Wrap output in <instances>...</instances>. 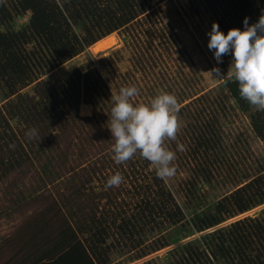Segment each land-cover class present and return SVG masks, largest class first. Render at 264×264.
I'll list each match as a JSON object with an SVG mask.
<instances>
[{"label": "rangeland", "instance_id": "1", "mask_svg": "<svg viewBox=\"0 0 264 264\" xmlns=\"http://www.w3.org/2000/svg\"><path fill=\"white\" fill-rule=\"evenodd\" d=\"M151 4L145 24L139 26L135 21V24L110 33L117 39L111 47L96 50L98 40L40 76V80L64 83L80 69L89 75L88 82L96 75H100L102 81L97 88L88 91L82 82L77 113L74 105L63 112L61 126L68 119L69 127L59 132L60 144L55 149L49 150L46 145L45 151H41L37 148L40 143L35 141L27 147L31 159L26 158L21 169L0 180V264H19L23 257L21 246L25 241L31 246L45 244L47 240L50 242L54 236L52 229L58 230L57 226L63 220L71 219L69 209L73 205H88L89 200L76 197V183L83 181L87 173L92 179L90 174L95 171L92 170L94 167L97 172L89 186L95 188L97 196H93L100 201V206L107 200L101 195L104 192L100 194L101 190L107 191L105 196L111 193L112 197L122 190L123 195L118 198L130 200L132 195L127 190L146 175L142 170L145 162L136 154L132 157L133 161L139 159L136 165L131 167L127 162L117 164L112 154L114 140L106 125L111 114L112 93H118L121 87L126 86L138 88V94L132 97L133 103H147L161 91L173 93L178 98L177 140L183 143L184 150L177 152L175 174L162 180L164 188L184 210L185 219L177 225L161 222V227L155 230L149 224L142 235H138L143 242L137 249L126 246V239L115 241L110 252V264H141L146 261L171 264L175 257H181L177 255H182L189 242L203 244V236L211 231L247 216L264 215L263 203L202 231L192 224L194 215L208 210V206L254 178L264 166V141L251 125V112L239 109L223 87V80L231 75V56L226 54L223 61L217 63L207 46V32L213 22H217L225 34L231 28L242 29L245 17L250 18V24L256 22L264 11V0H152ZM29 19L30 12H27L16 17L12 26L18 30ZM27 47L31 50L35 45L31 43ZM214 67L225 75L223 79L213 76L211 70ZM36 82L23 88L20 94L35 97ZM6 98L0 86V106L4 105ZM71 98L74 103V96ZM90 98L100 106L95 126L91 120H83L95 112L92 103L87 102ZM256 109L253 106L251 111ZM71 115L76 119L72 120ZM11 123L16 127L17 119H12ZM87 127L88 134L82 129ZM176 143V140H165L173 151H176ZM50 160L52 166L49 165ZM43 165L48 167L45 169ZM81 167L84 168L81 170ZM155 168L150 162L148 173ZM116 172L124 177L122 183L106 188L107 178ZM58 175L61 177L54 179ZM154 177L150 175L147 181H153ZM54 203L66 212L57 214V207L52 206ZM41 221L48 224L43 225ZM118 235L107 242L114 243ZM175 235H180V241L172 242ZM163 241L170 244L159 246L154 251L150 249ZM145 251V256L131 260L132 256Z\"/></svg>", "mask_w": 264, "mask_h": 264}, {"label": "trees", "instance_id": "2", "mask_svg": "<svg viewBox=\"0 0 264 264\" xmlns=\"http://www.w3.org/2000/svg\"><path fill=\"white\" fill-rule=\"evenodd\" d=\"M151 1L0 0V86L7 97L4 105L0 106V180L21 169L26 158L31 159L27 147L35 141L40 143L37 148L41 151H45L46 145L49 150L55 149L60 144L59 132H64L69 127L68 119L61 126L63 112L74 105V112L77 113L81 102L82 82H85L88 91L97 88L102 81L100 75L95 74L97 77L88 82L89 75H85L80 69L64 83L40 80V76L118 29L135 24V21L139 26L145 24L149 14L147 12L152 7ZM27 12H30L28 23L15 30L12 22ZM31 43H34L35 48L29 50L27 46ZM35 81V97L20 94L23 88ZM223 87L239 109L251 112V125L264 141V110L257 108L251 111L253 105L240 97L238 82L231 75L223 80ZM73 96L74 103L71 100ZM91 100L92 98L87 99V102L92 103L95 112L83 120H91L95 126L98 124L94 120L100 106L98 102ZM71 118L75 120L76 116L74 118L71 115ZM12 119H17L16 127L12 125ZM33 127L37 130V135L29 138L26 132ZM82 129L89 133L88 127ZM142 160L145 162L142 170L146 175L137 179L127 190L132 195L129 196L130 200L118 198L123 195L122 190L118 194L114 193L115 197L111 193L105 196L107 191L101 190L100 194L104 192L101 195L107 199L102 206L100 201L94 199L97 196L95 188L89 186L97 172L94 167L92 170L95 171L90 174L92 179L87 173L83 181L76 183V197L89 200L88 205H73L69 209L72 220L67 218L57 226L58 230L52 229L54 236L50 242L47 240L45 244L43 242L31 246L25 241L21 246L23 259L20 258L19 264H110V252L115 241L126 239V246L137 249L143 242L138 235H142L149 224H152L154 230L161 227L162 223L182 224L185 219L184 210L174 201L171 192L164 188L163 180L156 176V172L148 173L150 162L143 157ZM126 162L132 167L140 161H133L131 158ZM49 165L52 166L51 160ZM44 166L45 169L48 167ZM259 170L254 178L220 198L216 204L208 206V210L194 215V227L202 231L263 204L264 166ZM150 175H155L153 181H147ZM58 177L61 176H54V179ZM52 206L57 207V204ZM62 211L66 212L62 206L57 207V214H62ZM41 223L48 224L44 221ZM115 234L120 235L114 243H108L107 240L114 238ZM180 239V235H175L172 242ZM203 239V244H186L182 255H177L181 257L174 256L176 259L171 264H264V215L239 219L229 226L205 234ZM169 244L170 242L163 241L150 249L154 251ZM142 252L132 256L131 260L147 254V251Z\"/></svg>", "mask_w": 264, "mask_h": 264}, {"label": "clouds", "instance_id": "3", "mask_svg": "<svg viewBox=\"0 0 264 264\" xmlns=\"http://www.w3.org/2000/svg\"><path fill=\"white\" fill-rule=\"evenodd\" d=\"M249 19L245 17L242 29L231 28L226 34L217 22H213L207 32V46L217 63L223 61L224 55L231 56L229 70L238 82L240 97L264 110V11L256 22L250 24ZM211 72L218 79L225 77L218 67ZM137 94V87L126 86L111 95V114L106 125L114 140L113 158L117 164H121L139 153L156 166L158 178L171 177L176 172L174 161L177 152L184 150L183 143L177 140L178 98L173 93L161 91L147 103H133L132 97ZM36 135L34 127L26 132L29 138ZM166 139L177 141L176 151L167 147ZM123 179L116 172L107 178L105 186H118Z\"/></svg>", "mask_w": 264, "mask_h": 264}, {"label": "bare ground", "instance_id": "4", "mask_svg": "<svg viewBox=\"0 0 264 264\" xmlns=\"http://www.w3.org/2000/svg\"><path fill=\"white\" fill-rule=\"evenodd\" d=\"M117 42L116 36L113 34L101 38L96 46V50H103L111 47Z\"/></svg>", "mask_w": 264, "mask_h": 264}]
</instances>
